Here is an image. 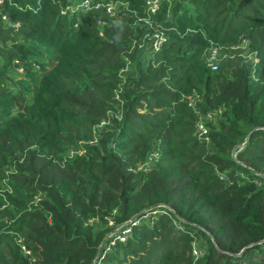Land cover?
Here are the masks:
<instances>
[{"label": "trees", "instance_id": "1", "mask_svg": "<svg viewBox=\"0 0 264 264\" xmlns=\"http://www.w3.org/2000/svg\"><path fill=\"white\" fill-rule=\"evenodd\" d=\"M71 1L0 0V264H264V0Z\"/></svg>", "mask_w": 264, "mask_h": 264}, {"label": "built area", "instance_id": "2", "mask_svg": "<svg viewBox=\"0 0 264 264\" xmlns=\"http://www.w3.org/2000/svg\"><path fill=\"white\" fill-rule=\"evenodd\" d=\"M86 1L87 0H85V2ZM159 1L160 0H147V4L149 5L151 11H154L157 8ZM153 46L155 49L158 48L159 40L155 41ZM219 55H220V48L218 46H212L209 48L206 56V60L208 61V64L211 66V68L215 69L217 67L216 61L219 59ZM198 129L200 131L199 134L206 132V130L204 129V127L200 122L198 123ZM193 252L196 256H198L201 251L198 248L194 247Z\"/></svg>", "mask_w": 264, "mask_h": 264}, {"label": "rangeland", "instance_id": "3", "mask_svg": "<svg viewBox=\"0 0 264 264\" xmlns=\"http://www.w3.org/2000/svg\"><path fill=\"white\" fill-rule=\"evenodd\" d=\"M76 0H72L71 1V5L73 6V5H77L76 4ZM88 3H89V0H87L86 2L84 1V2H82V4L84 5V6H86V5H88ZM127 72H129V70L127 71ZM216 115H217V112H213V111H211L210 112V114L209 115H207L208 117H206V118H202V120L200 121V123L202 124V126L205 128V121H207V119H210V118H212L213 119V122H215L216 120H217V118H216ZM208 128V127H207ZM72 153V152H71ZM234 153H236L235 151H234ZM142 166H143V164H142Z\"/></svg>", "mask_w": 264, "mask_h": 264}]
</instances>
